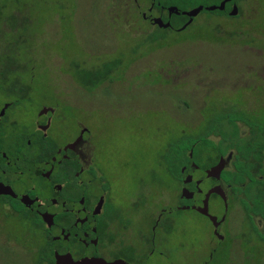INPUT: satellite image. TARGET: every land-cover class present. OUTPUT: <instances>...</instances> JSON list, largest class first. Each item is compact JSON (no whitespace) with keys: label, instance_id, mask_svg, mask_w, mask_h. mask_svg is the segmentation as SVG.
Returning <instances> with one entry per match:
<instances>
[{"label":"rangeland","instance_id":"rangeland-1","mask_svg":"<svg viewBox=\"0 0 264 264\" xmlns=\"http://www.w3.org/2000/svg\"><path fill=\"white\" fill-rule=\"evenodd\" d=\"M118 2L0 0V67H8L9 81L32 87L31 100L8 116L29 123L41 105L69 92L66 97L76 107L68 112L61 105L66 137L78 134V123L91 129L96 160L117 198L150 180L158 200L170 142L197 135L229 105L264 125V0H242L239 17L204 10L185 28L166 30L164 38L152 42L145 30L155 26L120 17ZM141 6L148 10L149 5ZM117 57L123 63L112 81L91 88L73 77L74 62L91 68ZM10 211L0 205V264H34L42 238L33 239L29 223ZM194 219L198 223H178L172 240L187 236L196 247L205 242L202 234L211 226ZM192 249L172 247L170 259L155 255L147 264H202L210 249H195L196 259ZM243 251L248 259L240 263L244 255L239 251L238 262L230 264H264V254L261 262L254 260L262 254L259 247ZM226 253L222 249L212 264H225Z\"/></svg>","mask_w":264,"mask_h":264},{"label":"flooded vegetation","instance_id":"flooded-vegetation-1","mask_svg":"<svg viewBox=\"0 0 264 264\" xmlns=\"http://www.w3.org/2000/svg\"><path fill=\"white\" fill-rule=\"evenodd\" d=\"M222 1L202 4L201 12L220 10L207 8ZM241 1L230 0L221 11L231 16V9L237 5L240 12ZM169 7L151 2L142 16L155 26L153 30L180 29L190 17L182 13L180 26L174 27L171 19L176 13L171 14ZM158 17L171 25L160 27L154 22ZM8 72V67H0V184L15 195L0 194V205H8L11 213L28 222L35 239L42 238L37 250L46 246L55 263L58 254L67 260L69 256L74 260L100 257L147 264L155 255L170 259L172 247L182 252L194 248L190 254L194 259L198 257L195 249L208 248L202 264H212L218 261L217 254L227 249L223 263L230 264L238 262L235 253L242 251L243 263L248 259L243 250L259 247L262 254L254 260L262 261L264 131L259 141L253 137L258 127L242 122L243 128L238 121L239 136L233 128L222 146L218 134L209 135L213 144L183 134L168 145L164 160L167 177L158 200L150 180L142 181L133 193L117 198L96 160L91 129L78 123V134L66 137L67 115L60 108L62 103L68 112L71 106L76 107L66 97L69 92H58L55 99L37 109L31 122L24 123L10 118L8 112L27 98L31 100L32 87L6 80ZM59 94L64 100H58ZM222 147L227 149L224 154ZM223 158L227 163L221 176H210L209 171ZM194 218L211 226L202 234L206 241L198 247L187 236L173 241L178 223H198Z\"/></svg>","mask_w":264,"mask_h":264},{"label":"trees","instance_id":"trees-1","mask_svg":"<svg viewBox=\"0 0 264 264\" xmlns=\"http://www.w3.org/2000/svg\"><path fill=\"white\" fill-rule=\"evenodd\" d=\"M236 1V0H234ZM238 1V0H237ZM151 2H154L156 6H158V3L161 5H177L180 14H173V17L171 19L172 26L178 27L181 24V21L178 19H182L184 15L182 14V11L192 9L196 7L199 4H204V5H210V4H218L219 0H119L116 10L119 16H132L133 18H137L138 20L142 21L144 20L142 16L143 8L141 6L142 3L147 4L150 6ZM241 7V5H240ZM2 9L0 10V23L3 20V17L1 15ZM212 13H218L221 16H228L226 13H224L221 10H216L213 11ZM240 13L237 14V17H239ZM236 16V15H235ZM233 17V16H232ZM15 17H13L14 19ZM145 21V20H144ZM146 22V21H145ZM11 27H13L11 25ZM168 29H162V28H157L155 30H145L146 35L149 36L146 40L148 41H154V40H160L164 38V32ZM123 63V59L121 57H117L113 60L109 61H104L101 62L100 64L98 63L97 66L93 67H88L85 64H82L80 62H74L72 64V71H73V77L81 83L83 86L87 87H97L101 83H104L107 80H111V75L115 71L114 69L120 66ZM10 78V74L8 72V76L6 77V80ZM250 112L245 111L237 107L236 105H229L227 107H223L221 109L220 114H216V116L210 117V119L206 122L204 125V129L199 132L197 135H185V138H190V137H196L203 142L207 141L206 143L209 144L212 143L210 141L209 135L210 134H218L221 135L223 141L221 142V145L223 142H227L229 139V135L231 133V130L234 128L236 131V135L239 136V129L237 126V122L241 121L246 124L251 125L253 128L259 129V132L253 133V137L258 139L260 141V138L262 137V131H264V125L258 123L257 121H254L250 117ZM213 144V143H212ZM211 144V145H212ZM175 146V144L173 145ZM227 149L222 147V154L226 153ZM227 176V174L225 175ZM12 206H14L15 209L19 210L17 206H15L14 203H12ZM33 237V235L31 236ZM34 239V237H33ZM34 264H56L53 253H49L47 250V247H42L39 250L36 251L34 254Z\"/></svg>","mask_w":264,"mask_h":264},{"label":"water","instance_id":"water-1","mask_svg":"<svg viewBox=\"0 0 264 264\" xmlns=\"http://www.w3.org/2000/svg\"><path fill=\"white\" fill-rule=\"evenodd\" d=\"M230 0H223L219 5H211L209 6L207 9L208 10H215V9H220V10H224L226 7V3L229 2ZM204 8L203 5H199L196 6L190 10H185L182 11L183 14L187 15L190 17V19L187 21V23L183 26V28H185L187 25H189L190 23H192L193 19L195 16H197L202 9ZM170 13H176V14H180V10L177 6H170L169 7ZM239 13V7L237 5H234V7L231 9L230 11V15L231 16H235ZM155 23H157L160 27H164L167 28L171 25V23L169 21L164 22L162 20V18L158 17L154 20ZM227 163L226 159H221V161L215 166L213 167L210 171H209V175L213 176V177H220L221 176V172L222 170L225 168ZM0 194H12L15 195L14 192L12 191V189H10L9 187L0 184ZM64 257V258H62ZM57 264H130L127 261L123 260V259H117L114 261H108L106 259L100 258V257H86V258H82L79 260H74L72 257L69 256V259H66V256H60L57 254Z\"/></svg>","mask_w":264,"mask_h":264}]
</instances>
